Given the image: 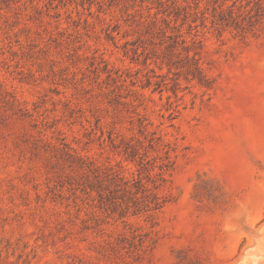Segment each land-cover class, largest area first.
I'll return each mask as SVG.
<instances>
[{
  "label": "rangeland",
  "instance_id": "374dc122",
  "mask_svg": "<svg viewBox=\"0 0 264 264\" xmlns=\"http://www.w3.org/2000/svg\"><path fill=\"white\" fill-rule=\"evenodd\" d=\"M158 136L159 210L70 190L66 152L129 176ZM0 264H264V0H0Z\"/></svg>",
  "mask_w": 264,
  "mask_h": 264
},
{
  "label": "trees",
  "instance_id": "16d2710c",
  "mask_svg": "<svg viewBox=\"0 0 264 264\" xmlns=\"http://www.w3.org/2000/svg\"><path fill=\"white\" fill-rule=\"evenodd\" d=\"M179 36L178 34L173 37L172 35L168 36L170 41H167L165 48L169 51L170 57L166 61V65L169 69L172 65H175L176 68L186 67L187 78L196 80L202 86L211 87V81L204 73L199 63L200 57L197 56L200 41H193L198 45L194 46L193 54L189 55L191 47L182 45L185 40L179 39ZM179 45H182L181 49L186 52L183 56L178 51ZM165 145L158 136L151 137L147 144L129 139L122 141L118 147L116 146L117 148L121 147L119 153L125 160L133 162L136 166V170L129 176L124 174L119 162L99 165L87 156L66 152L68 166L73 172L67 177L70 190L73 193L81 192L87 197H92L91 200H96L95 206L99 209L117 212L122 216L128 213L139 214L157 211L167 200L159 192L166 180L165 170L171 167L168 150H164ZM151 152H154L155 156L149 158ZM154 168H157L158 171L153 174ZM77 171L80 172V175L75 174Z\"/></svg>",
  "mask_w": 264,
  "mask_h": 264
}]
</instances>
